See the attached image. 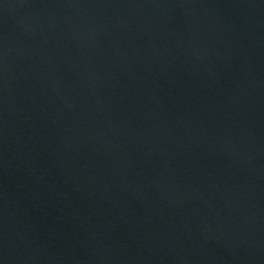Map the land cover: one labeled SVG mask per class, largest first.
<instances>
[{
	"label": "water",
	"instance_id": "95a60500",
	"mask_svg": "<svg viewBox=\"0 0 264 264\" xmlns=\"http://www.w3.org/2000/svg\"><path fill=\"white\" fill-rule=\"evenodd\" d=\"M0 264H264V0H0Z\"/></svg>",
	"mask_w": 264,
	"mask_h": 264
}]
</instances>
